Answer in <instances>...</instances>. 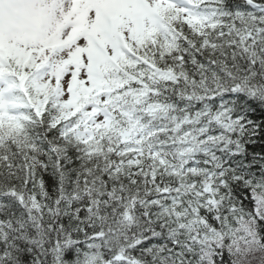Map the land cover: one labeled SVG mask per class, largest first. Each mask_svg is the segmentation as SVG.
Here are the masks:
<instances>
[{
  "label": "snow or ice",
  "instance_id": "obj_1",
  "mask_svg": "<svg viewBox=\"0 0 264 264\" xmlns=\"http://www.w3.org/2000/svg\"><path fill=\"white\" fill-rule=\"evenodd\" d=\"M0 264H264V0H0Z\"/></svg>",
  "mask_w": 264,
  "mask_h": 264
}]
</instances>
